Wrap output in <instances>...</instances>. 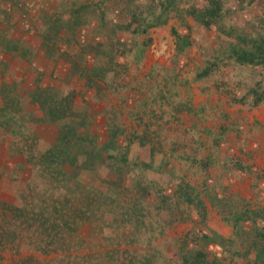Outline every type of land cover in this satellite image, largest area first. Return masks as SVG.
Wrapping results in <instances>:
<instances>
[{"label":"rangeland","instance_id":"374dc122","mask_svg":"<svg viewBox=\"0 0 264 264\" xmlns=\"http://www.w3.org/2000/svg\"><path fill=\"white\" fill-rule=\"evenodd\" d=\"M99 1L100 36L82 43L96 52L75 55L67 75L86 83L65 97L60 142L30 132L42 126L28 99L43 91L15 85L0 94V264L104 256L88 225L81 246L45 252L38 246L53 240L50 224L19 221L18 208L30 216L38 207L29 154L47 148L54 169L76 165L64 171L94 191L98 209L131 214L138 244L125 255L264 264V0Z\"/></svg>","mask_w":264,"mask_h":264},{"label":"crops","instance_id":"0c3cea01","mask_svg":"<svg viewBox=\"0 0 264 264\" xmlns=\"http://www.w3.org/2000/svg\"><path fill=\"white\" fill-rule=\"evenodd\" d=\"M83 5H92V16L85 17L83 11L79 14ZM99 6V0H0V94L5 96L7 88L15 85L26 86L30 96L45 93L42 100L28 99L26 110L30 118L41 120L39 132L35 128L30 132L49 146H55L64 136L61 122L67 117L63 113L66 95L78 93L85 86L86 79L71 81L67 75L75 55L86 51L91 58L96 52L82 43L87 37L100 36L96 35V23L101 19L97 15ZM92 66L89 61L82 63L87 70ZM36 107L43 111L34 114ZM50 108L61 113L54 111L44 120V113ZM67 166L71 165L61 164L63 169Z\"/></svg>","mask_w":264,"mask_h":264},{"label":"trees","instance_id":"16d2710c","mask_svg":"<svg viewBox=\"0 0 264 264\" xmlns=\"http://www.w3.org/2000/svg\"><path fill=\"white\" fill-rule=\"evenodd\" d=\"M53 156V150L48 148L29 154V169L35 172V178L32 177L37 188V191H30V196L37 201L38 207L30 216L24 215L18 208L21 223L32 217L39 223L50 224L48 234L54 238L47 246L39 244L40 250L72 251L74 245L84 243L85 237L80 231L88 225L93 238L100 241L96 246L103 247H98V254L104 256L98 261L94 257L95 262L85 261L83 264H153L140 256L125 255L129 251L134 252L133 247L138 244V228L128 223L131 214L126 209H98L99 200L94 191L86 184L71 180L73 175L67 174L64 169H54L51 165ZM60 236L66 239L64 245L59 242ZM65 264L77 263L70 259Z\"/></svg>","mask_w":264,"mask_h":264}]
</instances>
